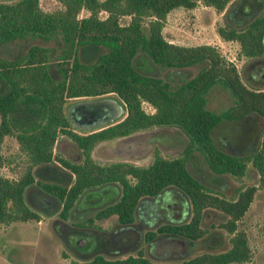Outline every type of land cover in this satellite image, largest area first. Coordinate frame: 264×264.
Returning <instances> with one entry per match:
<instances>
[{
    "label": "trees",
    "instance_id": "obj_1",
    "mask_svg": "<svg viewBox=\"0 0 264 264\" xmlns=\"http://www.w3.org/2000/svg\"><path fill=\"white\" fill-rule=\"evenodd\" d=\"M59 1L62 8L53 11L42 9L40 0L0 1V46L27 41L23 51L0 57V168L6 135L16 137L29 161L17 178L0 172V222L40 219L39 212L25 201L26 189L32 202L37 203L40 195L43 199L55 197L62 206L59 215L66 219L75 202L89 190L110 187L118 192L116 199L86 218L84 224L116 215L119 224L131 225L140 201L158 198L168 189L187 200V218L164 221L148 229L144 239L161 234L183 238L191 245L205 237V212L215 209L226 217L218 226L229 234V247L172 261L152 260L139 248L125 256L97 253L88 259H73L70 264H227L248 259L247 233L238 228V221L249 208L257 186L249 184L226 195L192 173L187 161L193 150L198 151L214 173L243 176L251 167L264 182V129L259 145L245 154L223 150L213 135L222 120L237 122L249 112L264 119V86L245 83L236 64L212 44L184 45L166 39L162 28L167 13L177 6L193 7L196 0ZM203 1L219 10L228 2ZM82 9L89 14L79 16ZM101 11L105 16H100ZM124 15L130 19L121 23ZM218 32L225 39L238 41L241 54L249 60L264 57V12L242 27L220 25ZM136 60L167 68L199 65V69L172 84L141 69ZM218 89L227 91L231 98L222 111L208 106L210 93H220ZM111 93L125 106L121 119L91 131H79L72 125L66 113L70 98ZM144 101L153 111L144 109ZM155 126L179 128L188 138L184 153L170 157L157 151L148 164L99 162L92 155L94 146L103 140ZM60 133L75 143L81 159L73 161L54 152ZM56 161L73 180L34 177L33 167L44 169Z\"/></svg>",
    "mask_w": 264,
    "mask_h": 264
},
{
    "label": "rangeland",
    "instance_id": "obj_2",
    "mask_svg": "<svg viewBox=\"0 0 264 264\" xmlns=\"http://www.w3.org/2000/svg\"><path fill=\"white\" fill-rule=\"evenodd\" d=\"M40 6L46 11H53L62 8V3L59 0H40ZM262 12H264V0H228L222 10L206 4L203 0H196L193 7L177 6L172 8L166 15L162 30L166 39L174 43L184 45L209 43L214 45L227 60L236 64L245 83L264 86V57L249 60L241 54L238 41L225 39L218 32L220 25L228 23L242 27L254 15ZM88 14L89 10L87 9H82L79 12V16ZM105 14V11L100 12V16H105ZM129 19L130 15H124L120 17V22L126 23ZM148 20L149 18L146 17L144 23L146 24ZM26 45L27 41L24 40L1 45L0 57L17 54L23 51ZM136 62L139 63L138 67L141 69L161 76L172 84L193 76L199 69V65H193L186 73L183 70L177 71V69L161 67L149 61L136 60ZM218 90L220 93L215 90L210 93L208 101V106L215 110H221L223 105L228 104L231 100L227 91ZM104 96L116 99L121 110V115L117 117H123L126 109L120 99L112 93ZM85 99L88 98H70L67 106L71 108L70 105L76 100ZM95 105V103H89L85 107L89 109L94 108ZM142 105L146 111H153V107L148 102L144 101ZM253 119L257 129L253 128L251 134H248L241 122L228 120L219 122L213 129L217 146L234 154L247 153L249 149L246 144L254 141L257 133L260 134L264 128V119L261 116H254ZM72 125L79 131H91L99 128L95 126L94 128L80 129L75 124L72 123ZM150 129L154 132L152 134L159 138L166 147H171L169 153L159 150L161 154L177 156L184 153L188 138L180 129L172 126ZM147 135L148 132L141 134L139 138ZM54 152L73 161L81 159V153L75 143L61 133L58 135ZM2 154L4 163L0 168L1 174L17 178L26 170L29 164L27 155L20 149L14 135L5 136L2 143ZM94 158L99 162H110L97 157L96 154ZM131 159L140 164H147L151 161V158L141 161L135 158ZM56 164H58L57 161L44 169L33 167L34 177L46 181L73 180V176L67 169L63 170ZM187 164L190 171L207 186L213 190L222 191L226 195H232L237 189L249 184L257 186L249 208L238 221V228L244 229L247 233L250 247L249 258L242 262L227 264H264V182L260 180L258 174L249 167L243 176L215 175L205 164L200 152L194 150L191 152ZM33 184V190H36L38 186L36 183ZM117 195L118 192L115 188L96 187L91 189L84 197L75 202L70 215L64 219L59 215L61 203L55 197L43 199L40 195L37 203L32 202L26 189L25 201L32 209L39 212L40 219L0 222V264H70L73 259H88L97 253L107 257L125 256L129 253H136L139 248H142L145 255L152 260L172 261L202 251H220L230 245L229 234L218 226V223L226 217L215 209H208L205 212L202 222L203 226L207 228L205 237L188 245L184 252L182 242L185 240L183 238L180 239L182 241H179V239L168 235L157 234L151 240L144 239L146 230L155 229L164 221H174L187 214L188 206L185 197L177 191L168 189L158 198H145L131 225L119 224L116 215L93 219V225L84 224L86 218L93 216L102 206L113 202Z\"/></svg>",
    "mask_w": 264,
    "mask_h": 264
},
{
    "label": "flooded vegetation",
    "instance_id": "obj_3",
    "mask_svg": "<svg viewBox=\"0 0 264 264\" xmlns=\"http://www.w3.org/2000/svg\"><path fill=\"white\" fill-rule=\"evenodd\" d=\"M171 69H177V71L183 70L187 73L189 71V66L188 67H176V68L172 67ZM244 69H243V73H244ZM89 103H96V105L94 106V108L88 109L85 106L86 104H89ZM227 105L228 104L223 105L221 110H217V111H222L225 107H227ZM70 107L71 108H69V111L72 116V121L81 126H91L92 125V126H98L99 128H101L103 126H106L109 123H112L122 118V117L121 118L117 117L119 113L121 112V110L114 97L111 98L109 96H102L100 98L98 97L97 99L89 98L85 100H76V102L72 103ZM254 116H260V115L255 112H249L243 115L237 121V122H241L244 125V127L247 129L248 134L249 133L251 134L253 132V128L255 130L257 129V125L254 123L255 121L253 119ZM160 127L162 126H155V129L160 128ZM151 130L152 129L150 128L142 129V130L133 132L129 135L103 140L97 143L93 149L97 157L103 158L104 160H109L110 162L115 161V160H129V161L134 162L131 158H135L136 160H140V161L151 158V161H152L154 154L157 151L159 152V150H162V151L165 150L167 153H169L171 152L170 151L171 147H166L164 143L160 141L159 138L155 137L152 134L154 132ZM146 132H148L147 136L143 138L142 137L139 138L141 134H145ZM262 132L260 134L257 133V136L255 137L254 141L248 142V144H246L247 149H249L248 151H252L259 145ZM101 155H104L105 157H102ZM162 155H165V154H162ZM165 156H168V155H165ZM170 157H173V156H170ZM214 174L218 176L229 175L227 173H220V174L214 173ZM221 193H224V192L221 191ZM142 202L140 201L138 204V212L140 210ZM136 212H135V215H136ZM184 218H187V216L186 215L184 217L181 216V219H184ZM179 241H182V240L179 239ZM192 244L193 243H191V245ZM188 245H189L188 242L186 241L182 242L183 252L188 247Z\"/></svg>",
    "mask_w": 264,
    "mask_h": 264
},
{
    "label": "water",
    "instance_id": "obj_4",
    "mask_svg": "<svg viewBox=\"0 0 264 264\" xmlns=\"http://www.w3.org/2000/svg\"><path fill=\"white\" fill-rule=\"evenodd\" d=\"M93 102V101H92ZM96 104V103H95ZM119 108H120V106H119ZM66 113H67V116L69 117V119H70V121L73 123V124H75L78 128H80V129H82V128H94L95 126H81V125H79V124H76L75 122H73L72 121V116H71V114H70V111H69V108H68V106L66 107ZM121 114L119 113V116H120ZM93 154H95V151H94V149H93Z\"/></svg>",
    "mask_w": 264,
    "mask_h": 264
},
{
    "label": "crops",
    "instance_id": "obj_5",
    "mask_svg": "<svg viewBox=\"0 0 264 264\" xmlns=\"http://www.w3.org/2000/svg\"><path fill=\"white\" fill-rule=\"evenodd\" d=\"M92 155L94 156L95 154H93V150H92Z\"/></svg>",
    "mask_w": 264,
    "mask_h": 264
}]
</instances>
